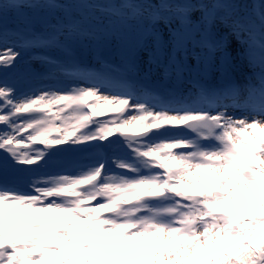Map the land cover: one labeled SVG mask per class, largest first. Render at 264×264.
Returning a JSON list of instances; mask_svg holds the SVG:
<instances>
[{"label":"snow or ice","instance_id":"6c2138e0","mask_svg":"<svg viewBox=\"0 0 264 264\" xmlns=\"http://www.w3.org/2000/svg\"><path fill=\"white\" fill-rule=\"evenodd\" d=\"M0 264H264V0H0Z\"/></svg>","mask_w":264,"mask_h":264},{"label":"rangeland","instance_id":"374dc122","mask_svg":"<svg viewBox=\"0 0 264 264\" xmlns=\"http://www.w3.org/2000/svg\"><path fill=\"white\" fill-rule=\"evenodd\" d=\"M71 1H73V0H71ZM71 1L70 0H53V2L61 3V4L68 3ZM248 1H249L248 5H244V4H242V5L245 6L249 11H251V9L253 8V5H255L256 8H259V5L254 0H248ZM52 14L61 15V16L63 15L60 12L53 13L51 10H41V11L36 13V15L38 16V18L41 21H43V19L49 17ZM85 43L88 44L89 42L85 41ZM239 47L240 46L236 43V41L233 40V48L238 49ZM101 50L102 51L104 50L105 53L107 54V56H105V57L108 59L109 65H116L117 68L121 69V70L127 69L126 54L124 57H122L119 50H117L115 47L104 48ZM75 51H77L76 52L77 54L81 53L82 56L84 57V59H86L87 61L92 63V66H95L97 70L111 71V68H108V65H107V67L105 65L102 66V63L97 59L96 51L93 50L91 47L85 49L84 47L76 46ZM53 53L60 55L63 52H60L59 50H57ZM62 56H65V54L63 53ZM83 57H81V58H83ZM30 61H31V57H29V55H27V53H25L24 57H23V61L21 62V67L22 68L32 67V68L37 69L38 71L43 70L39 63L30 62ZM234 64L236 65V68L232 71L231 78H234V80L237 83H240V84L245 83V77L250 76L252 74L253 70L249 68L246 60H241V59L237 58L234 61ZM146 67L147 66L144 65L141 68V75H140L141 79H139V84L148 86L150 88H156V87H160V86H171V81L166 80L164 78L163 74L160 72H156L148 80L143 79V71H144V69H146ZM255 71L258 72L259 69L257 68ZM218 80H219V73H216L213 77V82H217ZM47 82H48V84L56 83V81L36 79L35 81L32 82L33 85H31V86L32 87H38V86H42L43 84H45ZM60 83H63L67 86L68 82L61 80ZM185 87H187V85ZM110 111H111V109H110Z\"/></svg>","mask_w":264,"mask_h":264},{"label":"trees","instance_id":"16d2710c","mask_svg":"<svg viewBox=\"0 0 264 264\" xmlns=\"http://www.w3.org/2000/svg\"><path fill=\"white\" fill-rule=\"evenodd\" d=\"M71 1V0H70ZM115 1H117V3H122L123 2V0H103V2H113V3H115ZM258 5H260V2H261V0H254ZM71 2H73V1H71ZM239 3L242 5V4H244V5H248L249 4V1L248 0H239Z\"/></svg>","mask_w":264,"mask_h":264},{"label":"bare ground","instance_id":"6f19581e","mask_svg":"<svg viewBox=\"0 0 264 264\" xmlns=\"http://www.w3.org/2000/svg\"><path fill=\"white\" fill-rule=\"evenodd\" d=\"M75 55L80 59V61H85V63H87L89 65V67H92V68L96 69L95 66H92V63H90L89 61H87L86 59H84V57L82 56L81 53H78V54L75 53ZM81 57H83V58H81ZM126 71H128V69ZM31 85H33V84H31Z\"/></svg>","mask_w":264,"mask_h":264}]
</instances>
